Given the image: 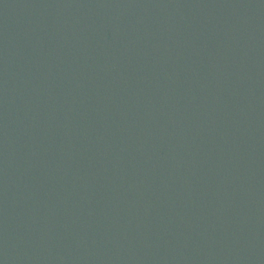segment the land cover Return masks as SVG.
I'll return each mask as SVG.
<instances>
[{"label":"water","instance_id":"obj_1","mask_svg":"<svg viewBox=\"0 0 264 264\" xmlns=\"http://www.w3.org/2000/svg\"><path fill=\"white\" fill-rule=\"evenodd\" d=\"M0 264H264V0H0Z\"/></svg>","mask_w":264,"mask_h":264}]
</instances>
